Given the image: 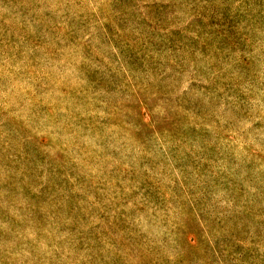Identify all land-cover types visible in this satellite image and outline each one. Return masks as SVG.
<instances>
[{"label": "rangeland", "instance_id": "obj_1", "mask_svg": "<svg viewBox=\"0 0 264 264\" xmlns=\"http://www.w3.org/2000/svg\"><path fill=\"white\" fill-rule=\"evenodd\" d=\"M0 264H264V0H0Z\"/></svg>", "mask_w": 264, "mask_h": 264}]
</instances>
